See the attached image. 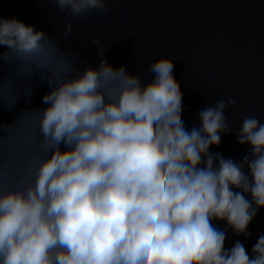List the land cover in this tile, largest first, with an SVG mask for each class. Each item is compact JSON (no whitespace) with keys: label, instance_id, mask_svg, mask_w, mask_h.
I'll return each mask as SVG.
<instances>
[{"label":"clouds","instance_id":"obj_1","mask_svg":"<svg viewBox=\"0 0 264 264\" xmlns=\"http://www.w3.org/2000/svg\"><path fill=\"white\" fill-rule=\"evenodd\" d=\"M54 3L62 34L0 15V109L13 114L0 121V264H264V231L250 251L226 245L229 229L251 238L264 208V120L234 129L228 97L187 126L163 59L148 79L109 63L99 36L96 63L63 45L108 0ZM226 133L249 146L240 159L211 150Z\"/></svg>","mask_w":264,"mask_h":264},{"label":"water","instance_id":"obj_2","mask_svg":"<svg viewBox=\"0 0 264 264\" xmlns=\"http://www.w3.org/2000/svg\"><path fill=\"white\" fill-rule=\"evenodd\" d=\"M104 12H94L72 21L65 47L77 50L89 63L98 60L92 38L107 45V60L126 64L151 79L149 64L163 59L173 74V87L184 106L187 126L196 123V113L208 103L235 97L226 116L235 129L243 116L264 120V0H108ZM0 15H15L49 34H62L68 17L54 0H0ZM47 90L38 84L34 104ZM22 99L20 106H25ZM12 112L0 109V121ZM249 146L237 142L234 133L222 135L219 151L240 159ZM224 227V222H218Z\"/></svg>","mask_w":264,"mask_h":264},{"label":"rangeland","instance_id":"obj_3","mask_svg":"<svg viewBox=\"0 0 264 264\" xmlns=\"http://www.w3.org/2000/svg\"><path fill=\"white\" fill-rule=\"evenodd\" d=\"M249 230L252 233L251 238H245L243 235L236 236L231 229H229V235L226 239V245H231L235 239H241L244 241L246 248L250 251L251 245L255 243L258 233L260 231H264V208L260 210V212L257 214V216L254 218V220L249 225Z\"/></svg>","mask_w":264,"mask_h":264}]
</instances>
